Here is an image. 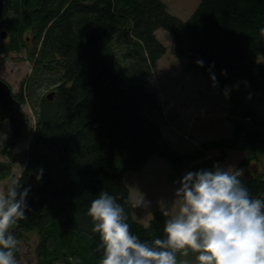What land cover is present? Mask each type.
<instances>
[{
	"label": "trees",
	"instance_id": "1",
	"mask_svg": "<svg viewBox=\"0 0 264 264\" xmlns=\"http://www.w3.org/2000/svg\"><path fill=\"white\" fill-rule=\"evenodd\" d=\"M4 3L0 53L25 50L32 63L21 83L31 90L29 98L24 90L15 95L31 103L36 125L30 127L25 167L16 177L31 186L29 209L14 232L20 241L24 233H38L37 264H99L100 238L87 210L102 191L124 207L133 234L142 241L162 238L164 210H155L148 225L138 221L126 182L129 170L141 172L153 156L165 159L170 177L178 180L216 163L223 167L227 149L251 152L243 166L259 155L264 162V116L250 104L233 105L230 135L182 152L163 134L161 116L155 115L164 104L146 81L168 50L157 36L163 28L173 37L172 55L187 59V71L214 73L224 91L240 83L263 100L264 0H201L185 20L164 0ZM47 73L56 74L51 81L56 85L34 99L32 85ZM212 149L219 155L211 156ZM2 153L12 158L7 148ZM40 169L43 177L37 181ZM10 173L11 164L0 159V179ZM239 178L253 198L264 199V168ZM16 255L19 261L21 247Z\"/></svg>",
	"mask_w": 264,
	"mask_h": 264
},
{
	"label": "clouds",
	"instance_id": "2",
	"mask_svg": "<svg viewBox=\"0 0 264 264\" xmlns=\"http://www.w3.org/2000/svg\"><path fill=\"white\" fill-rule=\"evenodd\" d=\"M222 74L227 75L226 70ZM211 79L217 87L214 73ZM224 95L229 97L227 87ZM241 175L240 170L219 163L212 169L187 172L175 191L178 211L162 212L167 217L164 236L152 240L142 241L133 234L124 207L102 191L87 210L92 232L100 238L99 264H188L177 257L189 253L195 254V264H264V199L250 195ZM42 177L40 169L37 181ZM30 189L13 178L0 190V264H18L21 241L14 228L26 218ZM143 203L137 200L132 207Z\"/></svg>",
	"mask_w": 264,
	"mask_h": 264
},
{
	"label": "rangeland",
	"instance_id": "3",
	"mask_svg": "<svg viewBox=\"0 0 264 264\" xmlns=\"http://www.w3.org/2000/svg\"><path fill=\"white\" fill-rule=\"evenodd\" d=\"M170 12L182 19L189 18L198 7L201 0H164ZM158 38L167 46V52L153 65L146 76L148 88L155 91L163 102V110L155 117L161 116L163 134L170 143L182 152L193 151L208 140L219 139L232 133V107L237 100L250 104L259 116H264V99L257 98V94L242 86L233 84L226 98L224 90L218 83L213 87L211 75L199 70L187 71V59L175 57L170 48L174 44L172 35L165 29L157 30ZM26 51L0 53V76L11 86L15 94L21 90L30 93L22 81L32 71V63L27 58ZM56 74L47 73L45 79L32 85L34 99L54 89L52 79ZM251 98L249 99V95ZM30 95V94H29ZM29 95L27 98H29ZM22 108L31 127L36 125V116L31 103L27 100ZM11 125L8 120H0V152L3 148L10 150ZM31 134L17 142L10 152L12 158L0 154V159L11 164V173L0 179V190L6 184L20 175L25 167L22 153L27 150ZM227 158L221 163L224 168L232 167L242 173L264 168L262 155L257 159H250L249 165H241L247 156L246 150L227 149ZM218 149H212L209 154L219 155ZM16 158V159H15ZM12 159V160H11ZM14 160V161H13ZM171 167L165 159L153 156L141 172L129 170L126 182L130 186L131 203L143 200L141 207L133 208L134 217L141 223L148 225L155 210H167L170 214L178 211L179 201L175 198V191L180 186L178 179H172ZM38 233L31 231L24 233L21 239V259L18 264H37L36 246ZM188 264H195V254L189 253L183 257Z\"/></svg>",
	"mask_w": 264,
	"mask_h": 264
},
{
	"label": "water",
	"instance_id": "4",
	"mask_svg": "<svg viewBox=\"0 0 264 264\" xmlns=\"http://www.w3.org/2000/svg\"><path fill=\"white\" fill-rule=\"evenodd\" d=\"M4 0H0V19L4 13ZM3 30L1 37H6ZM12 86L0 76V120H8L11 125V148L30 133V122L22 108V102L15 96ZM52 97V93L48 95Z\"/></svg>",
	"mask_w": 264,
	"mask_h": 264
},
{
	"label": "flooded vegetation",
	"instance_id": "5",
	"mask_svg": "<svg viewBox=\"0 0 264 264\" xmlns=\"http://www.w3.org/2000/svg\"><path fill=\"white\" fill-rule=\"evenodd\" d=\"M12 150H9V152H11Z\"/></svg>",
	"mask_w": 264,
	"mask_h": 264
}]
</instances>
